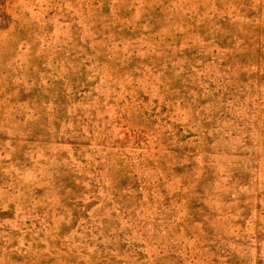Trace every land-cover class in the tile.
Here are the masks:
<instances>
[{
    "label": "rangeland",
    "instance_id": "rangeland-1",
    "mask_svg": "<svg viewBox=\"0 0 264 264\" xmlns=\"http://www.w3.org/2000/svg\"><path fill=\"white\" fill-rule=\"evenodd\" d=\"M0 264H264V0H0Z\"/></svg>",
    "mask_w": 264,
    "mask_h": 264
}]
</instances>
